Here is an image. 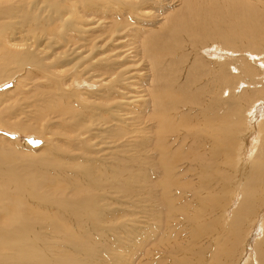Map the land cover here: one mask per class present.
<instances>
[{
    "label": "bare ground",
    "instance_id": "6f19581e",
    "mask_svg": "<svg viewBox=\"0 0 264 264\" xmlns=\"http://www.w3.org/2000/svg\"><path fill=\"white\" fill-rule=\"evenodd\" d=\"M164 1H0V80L21 78L18 113L44 119L36 149L0 138V264H264V0H175L144 22ZM48 6L75 41H50ZM8 104L2 130H28Z\"/></svg>",
    "mask_w": 264,
    "mask_h": 264
},
{
    "label": "rangeland",
    "instance_id": "374dc122",
    "mask_svg": "<svg viewBox=\"0 0 264 264\" xmlns=\"http://www.w3.org/2000/svg\"><path fill=\"white\" fill-rule=\"evenodd\" d=\"M0 1H3V0H0ZM39 1H41V0H39ZM75 1V0H74ZM77 1V0H76ZM254 1V0H253ZM256 1V0H255ZM66 2V1H65ZM65 2L63 1V4H65ZM62 3V2H61ZM67 3V2H66ZM172 3V2H171ZM171 3H168L167 1H164V4L162 5V6H160V5H157V6H159V7H157V6H154V5H152V7H149V8H147V9H149L148 10V12H152V11H154V9L156 8V15L159 13L160 14V16H159V14H158V16H156V18H152V19H150V17L149 18H144L143 20H144V22H148V23H153V25L154 26H158V25H162L163 24V22H164V18H165V16L167 15L166 13H168L169 11H171V9L173 10V8H174V10L175 9H179V7H181V3L180 2H177V1H173V3H174V5H173V3L171 4ZM79 6H80V4H78ZM78 6V8L79 9H81V8H83L84 6H82L81 8ZM54 9V7H47V10H48V12L45 14V16H46V18H47V15H48V18H49V21L48 22H52L53 21V23L52 24H54V25H52V24H50V25H48V26H44V29L46 30V29H51L52 30V35H51V37H50V41H52L53 40V42H55V41H62V36H63V40L65 39V40H68L69 41V43H71V42H73V41H75L74 40V38L72 37V35H71V32L70 31H68L69 33H67V32H61V31H64L63 30V27L61 26V24H59V23H62V22H60L61 20L59 19V17H58V15H56L57 13L55 12V9H54V11H50V9ZM151 8V9H150ZM168 8V9H167ZM158 9V10H157ZM164 10H166V11H164ZM167 10H169V11H167ZM158 11V12H157ZM71 12V11H70ZM70 12L69 13H67V14H63V13H61V14H63V15H71L70 17H71V19L72 20H75V23H76V28L75 29H81V28H83V26L85 25V21L83 20L82 22H79V20H77V18H76V14H75V10L73 9L72 10V12H71V14H70ZM74 12V13H73ZM166 12V13H165ZM55 15H54V14ZM162 13V14H161ZM53 14V15H52ZM59 14H60V12H59ZM60 14V15H61ZM73 14H75V15H73ZM109 14V13H108ZM164 14H166V15H164ZM50 15V16H49ZM89 15L91 16L92 15V12L90 11V13H89ZM106 15V14H105ZM104 15V16H105ZM130 15V16H129ZM52 16H53V18H52ZM73 16V17H72ZM104 16H102L101 18H104L105 19V17ZM109 16H111L110 14H109ZM132 14H127V15H123L122 17V20L124 21V20H126V19H134V18H136V19H138V18H141L142 16H133V18H132ZM150 16V15H149ZM152 16H154V15H152ZM55 17V18H54ZM89 17V16H88ZM96 17H99V16H95L94 18H96ZM112 17V16H111ZM130 17V18H129ZM161 17H163V19L161 18ZM53 20H52V19ZM59 20H58V19ZM74 18V19H73ZM159 18V19H158ZM161 18V19H160ZM87 18H85V20H86ZM57 20H58V22H57ZM96 20V19H95ZM55 21L57 22V24L55 23ZM162 21V22H161ZM141 24V23H140ZM60 25V26H59ZM90 25V24H89ZM89 25H86V27H88ZM134 26L133 24H130V26ZM143 24H141V26H142ZM147 27V28H149V25H143V29L142 30H144V28L145 27ZM49 27V28H48ZM151 27V26H150ZM60 28H61V31H60ZM103 29H105V28H103ZM102 29V30H103ZM146 29V28H145ZM102 30H94L92 33H91V35H97L100 31H102ZM107 29H105V31H106ZM131 30H134L133 32H131L130 33V36L129 35H127V36H124V34L122 35V36H124V38H122V39H124V44H129L127 47H125V48H123V50H128L129 48H132L133 46H138V45H136V44H134L133 42H132V40L130 39V38H133V34L136 32V29L135 28H132ZM59 31V32H58ZM59 34H58V33ZM60 33H61V35H60ZM63 33V34H62ZM154 33H156L157 35H158V37H160V35L162 34V32H160V33H158V32H154ZM55 34V36H53ZM65 34H68V35H65ZM142 34V37H141V39H144V35L145 34H147V33H141ZM36 35H37V33H36ZM79 39H83L84 37H90L89 35H87V33L84 31V30H82L79 34ZM57 36V37H56ZM22 37V36H21ZM52 37H55V38H58V39H54V38H52ZM61 37V38H60ZM15 38V37H14ZM52 38V39H51ZM16 39V38H15ZM121 43V42H120ZM120 43H117V44H119L120 45ZM163 43V40L161 39L158 43H157V48H159L160 46H161V44ZM130 46V47H129ZM134 48V47H133ZM248 48V47H247ZM263 48V49H262ZM259 50H261V52H263L264 53V47H261V48H259ZM236 51H237V53H241V54H238V56H242L243 58H245V45H238L237 46V48H236ZM204 52V51H203ZM201 53V51L198 53V54H206V53ZM253 53H254V51H253ZM109 54H111V53H109ZM258 55H259V52L257 53ZM254 55V54H253ZM236 57H237V55H236ZM260 58H261V56H259ZM173 58L174 57H171L170 59H172L173 60ZM262 59H264V57H262ZM176 62V61H175ZM177 63V62H176ZM260 64V62L258 63V65ZM139 66V65H138ZM197 68V65L195 66V69ZM140 69V70H139ZM154 70H152V72H153V76H154V80H155V82H154V85H153V88H155L157 85H159V87H163L165 84L163 83V81L160 79L161 77L162 78H164V77H169V72L168 71H162V64L160 63V64H158L156 67H154L153 68ZM181 69V67L178 69V71ZM136 70H139L140 72H142V74L139 72V71H136ZM134 71H135V75H136V79H138L134 84H131L132 86L131 87H136V89H138L139 91H136V94L137 95H140V94H143V93H145V90H146V86H144L145 87V90H144V92H143V90H142V88H143V84H142V77H140V76H142V75H144L145 73H144V71H145V69H144V67H137L136 69H134ZM177 71V69H174V71H173V73H175L176 75H174L173 77H171V79L174 81V83H176V81H177V78H178V76H179V72ZM139 72V73H138ZM157 73V74H156ZM160 73V74H159ZM138 74H140V75H138ZM3 77L1 76L0 77V79H2ZM241 77H239L238 79H240ZM22 80L21 78H18L17 76L16 77H13V76H7V77H5V79H3V80H0L1 82V84H0V102H2V101H6V103H7V105L6 106H8L9 104L8 103H10V105H13V106H15V105H17L15 102H17V98L19 97V96H21V99L22 98H25L26 97V95L25 94H23L21 91H22V89L23 88H21V86H20V83H23V82H20L19 80ZM25 79V78H24ZM160 81V82H159ZM138 82V83H137ZM16 83V84H15ZM141 84V85H140ZM16 85H17V87L19 86V88H18V90L16 91L15 89L17 88L16 87ZM16 88H15V87ZM15 88V89H14ZM21 88V89H20ZM12 90H14L15 92H13ZM18 94H17V93ZM20 92V93H19ZM32 92H34V91H32ZM36 92V91H35ZM8 94V95H7ZM31 94V91L29 92V95ZM28 95V96H29ZM2 96H4L3 98H2ZM17 96V97H16ZM6 97V98H5ZM10 99V100H9ZM16 101H15V100ZM9 100V101H8ZM8 101V102H7ZM4 105V104H3ZM23 105V106H22ZM23 107V109L24 110H26V107H25V104H20L19 106L17 105V113L19 112V107ZM25 107V108H24ZM139 107V108H138ZM16 108V107H15ZM137 108H138V110H142V107L141 106H137ZM15 112V111H14ZM19 115L21 116V121H23L24 123H26V125H28L27 127H28V130H22V129H18V130H15L16 132L15 133H9V132H7V131H4V130H9V128L7 127V126H5V125H3V124H0V138L1 137H4V138H7V139H9V140H17L18 142H20V143H22V144H24V146H27V147H30V148H37V147H40V145H42L43 143H42V138H43V136H40V135H38V134H40L39 132L37 133V134H35L34 132H35V130L34 129H32V127H35V129H37V128H39V127H41V126H39L40 124H42V122H41V120H44V119H42V118H40V120H39V118H37L36 120H34V119H31L32 117L31 116H29L28 114H26V115H23V114H19L18 113V118H19V120H20V117H19ZM30 117V119H27V118H25V117ZM24 117V119L22 120V118ZM6 121H12V120H6ZM19 122L21 125H23V122ZM32 122V123H30V125H29V122ZM39 121V123H37ZM41 122V123H40ZM33 123H35V124H33ZM133 123V121L130 123V124H132ZM31 124H33V126L31 125ZM39 126H37V125ZM138 124L136 123V126H137ZM8 128V129H7ZM2 129H4V130H2ZM49 129V128H48ZM136 129H137V127H136ZM30 130V131H29ZM23 134H22V133ZM18 133V134H17ZM19 133H21V134H19ZM34 133V134H33ZM15 134H17V135H15ZM137 136H139L138 134H136ZM51 139H53L52 137H50ZM136 139V138H135ZM137 140H139V138H137ZM1 141V140H0ZM250 141V140H249ZM17 142V143H18ZM251 142V141H250ZM54 143L55 144H58L59 143V141L55 138V140H54ZM248 145H249V143H247ZM248 145H247V147H248ZM2 147H6V146H3L2 144H1V148ZM10 150H12V151H14V152H16V149H14L13 147H11V149ZM236 150V153L238 152L237 151V149H235ZM32 151H34V150H32ZM36 151H38V150H36ZM52 151H51V149H45V148H43V149H40V151H39V153H34V152H31V154L33 153V154H37V155H35L34 157H32V156H27V157H30V158H45V157H47L48 155H51L52 153H51ZM19 153V152H18ZM20 155H23V153H19ZM40 155V156H39ZM24 156V155H23ZM26 156V155H25ZM254 224H249V226L252 228V226H253ZM249 226H247V228H246V230H245V233L243 232V231H241L242 233H244V236L242 237V238H246V239H248L249 240V242H251L252 244L254 243L253 241L254 240H257V239H259L260 237H261V233H259V232H256L254 235H252V231L250 230V232H249ZM255 226V225H254ZM244 229H245V226L243 227ZM244 229H242V230H244ZM249 233H251L250 235L253 237V236H256V237H251L250 238V235H249ZM248 237V238H247ZM258 237V238H257ZM255 238V239H254ZM253 240V241H252ZM254 251H253V249L251 250V251H249L248 253H252L251 254V256H252V259H254L255 258V256H254V254H255V252L253 253ZM234 258H230V260H227V261H225L227 264L228 263H230V261H232V260H237V258H238V256H237V254H236V252H235V255H232ZM237 256V257H236ZM232 259V260H231ZM256 260V258L253 260V263H254V261ZM260 260V259H259ZM229 261V262H228ZM261 261V260H260Z\"/></svg>",
    "mask_w": 264,
    "mask_h": 264
}]
</instances>
